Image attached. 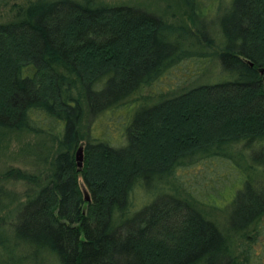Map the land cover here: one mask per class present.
Masks as SVG:
<instances>
[{
    "label": "trees",
    "instance_id": "1",
    "mask_svg": "<svg viewBox=\"0 0 264 264\" xmlns=\"http://www.w3.org/2000/svg\"><path fill=\"white\" fill-rule=\"evenodd\" d=\"M181 1L195 23L219 12V39L202 24L187 48L183 26L88 1L35 0L0 23V129L54 145L34 171L2 173L28 189L1 264H249L264 217V0ZM191 56L222 80L140 95ZM119 110L118 142L91 133ZM198 161L207 184L181 181Z\"/></svg>",
    "mask_w": 264,
    "mask_h": 264
},
{
    "label": "rangeland",
    "instance_id": "2",
    "mask_svg": "<svg viewBox=\"0 0 264 264\" xmlns=\"http://www.w3.org/2000/svg\"><path fill=\"white\" fill-rule=\"evenodd\" d=\"M34 1L35 0H12L8 6L0 8V23L16 20L18 9L24 8ZM72 1H88L94 5L103 6H131L155 15L163 22L173 27L183 26L185 27V33L188 34L183 42L184 46L187 48H189V46L193 48V44L191 45V43H193L194 37L201 39L202 24H204L206 30L209 31H206L209 36L211 34L214 35L216 39H219V35L216 31V24L221 14L216 12L213 16V13H209L205 19L198 18L195 23V19L189 16L181 0ZM211 4L209 3V5ZM188 59L178 65L168 68L150 87L143 88L140 91V95H151L153 98H156V93L158 92L173 93L172 91L177 88L188 89L189 87L216 83L222 80L219 66L215 62L209 60V62L206 63L202 58L195 56L188 57ZM134 111L135 109H133V112ZM123 114L124 111L122 110L105 114L103 118L97 120V122L92 125L91 133L97 137H101L102 134L108 132L110 133V139L113 142L117 141L120 135L122 136L120 125L124 122L125 115ZM87 123L90 124L89 128L87 126L88 132H90L91 123L89 121ZM83 132H85V126H83ZM84 145V142H82L79 147L83 148ZM53 148V143L43 136H34L23 132H9L0 129V235L3 236L2 239L5 236L9 237L11 235L12 223L17 215V206L25 201V191L28 189L27 182L10 176H4L2 173L9 168L21 169L26 172L34 171L37 165L36 161L39 160L43 163L45 160H47V162L51 160ZM39 155H41L40 158H38ZM202 163L203 162L198 161L191 167L178 169L181 181L202 184L204 181V177H202V171L204 170ZM210 169H208V171ZM205 184H207V181L206 183L203 182V185ZM138 194L139 197L142 196V193ZM216 200L218 204L221 202L218 201V199ZM218 211L215 212V217L222 222L224 213L219 209ZM259 226L261 227V231L256 237V240L251 244L249 264H264V217L261 219ZM24 263L26 264V262Z\"/></svg>",
    "mask_w": 264,
    "mask_h": 264
},
{
    "label": "water",
    "instance_id": "3",
    "mask_svg": "<svg viewBox=\"0 0 264 264\" xmlns=\"http://www.w3.org/2000/svg\"><path fill=\"white\" fill-rule=\"evenodd\" d=\"M75 159L77 162L78 168H81L82 166V147H79L75 153ZM85 199L88 200V195L85 193Z\"/></svg>",
    "mask_w": 264,
    "mask_h": 264
},
{
    "label": "bare ground",
    "instance_id": "4",
    "mask_svg": "<svg viewBox=\"0 0 264 264\" xmlns=\"http://www.w3.org/2000/svg\"><path fill=\"white\" fill-rule=\"evenodd\" d=\"M83 149V148H82Z\"/></svg>",
    "mask_w": 264,
    "mask_h": 264
}]
</instances>
